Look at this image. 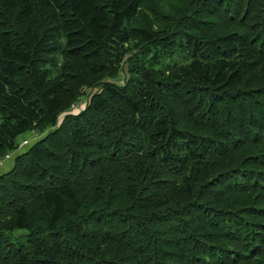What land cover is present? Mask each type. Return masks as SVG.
<instances>
[{"label": "trees", "instance_id": "16d2710c", "mask_svg": "<svg viewBox=\"0 0 264 264\" xmlns=\"http://www.w3.org/2000/svg\"><path fill=\"white\" fill-rule=\"evenodd\" d=\"M8 155L0 264H264V0H0Z\"/></svg>", "mask_w": 264, "mask_h": 264}, {"label": "rangeland", "instance_id": "374dc122", "mask_svg": "<svg viewBox=\"0 0 264 264\" xmlns=\"http://www.w3.org/2000/svg\"><path fill=\"white\" fill-rule=\"evenodd\" d=\"M122 77H124V72L122 73ZM112 82L117 83V84H119V83L121 84V83H124V78L121 79V80H115V79H113ZM89 99H90V95H87V96L85 97V101L80 102L79 105H84L85 102L88 101ZM74 110H76V109H74ZM31 136H34L33 142H34V141L36 142V140H37V138H38L37 136H39V135H38L37 133L29 132V133H27V134L21 136V137L18 139V142L21 143V142L24 141V140H29V141H30V139H31L30 137H31ZM41 137H42V136H40V138H41ZM33 142H32V143H33ZM35 142H34V143H35ZM32 143H31V144H32ZM34 143H33V144H34ZM33 144H32V145H33ZM32 145H31V146H32ZM31 146H30V147H31ZM30 147H29V148H30ZM29 148H27L26 150H28ZM19 152H21L20 149L17 150V151H15V153H19ZM22 232H23L22 230H18L17 232H15V235L21 234Z\"/></svg>", "mask_w": 264, "mask_h": 264}, {"label": "built area", "instance_id": "2783aa9c", "mask_svg": "<svg viewBox=\"0 0 264 264\" xmlns=\"http://www.w3.org/2000/svg\"><path fill=\"white\" fill-rule=\"evenodd\" d=\"M76 108L78 109V108H79V105H77ZM28 144H29V140H24V141H22V142L20 143L19 149H22L23 147H25V146L28 145ZM10 157H11V156L8 155V156L6 157V159L0 163V167H2V166L4 165V162L7 161V160H9Z\"/></svg>", "mask_w": 264, "mask_h": 264}, {"label": "crops", "instance_id": "0c3cea01", "mask_svg": "<svg viewBox=\"0 0 264 264\" xmlns=\"http://www.w3.org/2000/svg\"><path fill=\"white\" fill-rule=\"evenodd\" d=\"M9 160H10V159H9ZM9 160L5 161V162H4V165L0 168V174H3L4 171L6 170V168H8V167L10 166L11 161H9Z\"/></svg>", "mask_w": 264, "mask_h": 264}]
</instances>
